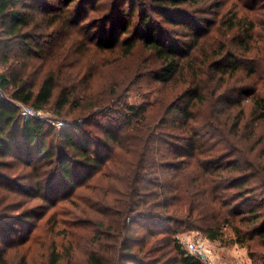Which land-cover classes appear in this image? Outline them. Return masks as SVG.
<instances>
[{"label":"trees","instance_id":"16d2710c","mask_svg":"<svg viewBox=\"0 0 264 264\" xmlns=\"http://www.w3.org/2000/svg\"><path fill=\"white\" fill-rule=\"evenodd\" d=\"M75 1L78 0H58L54 5L50 0H0V65L3 66L0 70V181L8 178L1 167L21 162L32 167L46 164L49 181L39 189L46 188L49 192L56 188V192H65L82 183L87 172L99 169L112 145L124 146L119 132L135 118L138 130L144 132L135 168V173L138 168V177L136 174L133 178L138 184L129 183L133 184L132 194H138V202L129 195L123 217L130 216L138 204V211H135L138 212V225L147 230L166 229L171 224H177V229H198L210 240L221 239L226 244L246 246L254 264H264V57H259L264 51L261 47L264 46V1L253 6L243 5L248 10L242 13L236 10L242 3L230 0L228 12L232 13L227 20L232 42L229 44L227 40L223 43L226 45L214 46L210 58H215L212 64L217 70L226 68L223 74L228 73V78L237 77L240 85L236 88L241 99L236 103L228 101L222 108L214 101L202 99L201 86L207 88V85L198 78L193 63L199 40L206 31L200 26L201 20L191 16L184 6L195 5L201 0H125L124 3L122 0H96L90 7V11L98 12L95 25H89V28H96L94 32L84 29L85 23H80L84 7L79 5L76 11L72 7ZM227 2L229 0H225ZM254 9L261 10L262 14L249 12ZM154 14H159L164 23H159ZM83 30L88 51L95 46L114 48L119 42L118 32L126 35L122 41L126 55L138 40L143 41L157 62L156 66L159 65L155 69L159 80L174 79L188 66L195 68L194 75L191 73L187 85L182 88V93L190 95V99L169 103L164 116L153 122L146 120V105L130 104L120 116L118 128L111 129L113 123L104 127L103 137L85 129L92 118L103 114L95 111L81 118L83 120H68L60 129L41 118L25 119L17 102L42 109L55 101L54 109L62 114L70 101H83L88 96L85 88L92 73L74 42ZM58 31L61 36L64 33V41L60 44L53 42ZM182 35L190 37V45L179 39ZM76 52L79 55L74 56ZM222 78H218L221 83ZM198 96L200 100L193 101ZM245 98L250 101L245 103ZM162 127L169 128L168 133H160ZM160 135L171 140L165 141L174 149L169 153L170 159L166 153L160 157L152 155L153 142L160 139ZM56 138L60 141L55 142ZM172 141L176 142L172 144ZM41 155L43 158H38ZM35 159L38 161L34 162ZM169 171L174 172L172 178ZM148 172L154 173V178L147 179ZM164 178L166 183H163ZM147 180L156 190L147 188L144 184ZM8 188L15 191L11 186ZM149 195L166 197L148 203ZM148 206L162 210L152 211ZM17 216L0 215L3 244L9 242L8 232L12 229L8 226L17 222L13 221ZM105 220L100 218L99 224L104 225ZM111 221L109 219L105 229L96 234L98 240L112 236L110 231L118 222ZM225 226L233 230L234 237L226 236ZM119 228L127 233V240L119 250L111 252L115 255L111 256L109 264L113 261L115 264L159 262V258L145 259L139 255L144 245L140 246L137 257L132 252V244H128L131 225L123 221ZM2 230H5L4 235ZM256 242L263 251H254ZM182 246L179 242L174 245L182 264H207ZM98 249L99 252L90 251L87 264H106L101 244ZM154 250L151 246L148 252ZM2 255L0 247V261L4 260ZM50 258V264H60L62 256L58 250H53Z\"/></svg>","mask_w":264,"mask_h":264},{"label":"rangeland","instance_id":"374dc122","mask_svg":"<svg viewBox=\"0 0 264 264\" xmlns=\"http://www.w3.org/2000/svg\"><path fill=\"white\" fill-rule=\"evenodd\" d=\"M234 1L236 0H231V3ZM239 1L242 3V7L238 5L236 10L239 9L240 12L244 13L248 9L243 5L262 4L264 0ZM50 2L56 5L58 0H50ZM95 2L96 0H78L72 4L74 8L79 5L80 8L84 7L85 10L81 11V17L83 18H80L83 20L80 23H85L84 29H92L93 32L96 28H89V25L92 24V27L95 25V17L98 12L90 11V7ZM124 2L125 0H122V3ZM231 3L230 0L229 3H225V0H201L195 5L188 3L184 6L186 10L190 11L191 16L201 20L200 26L206 31L205 35L199 40V48L197 46L198 50L195 53L197 56L194 57L195 59L193 58L198 78L207 85V88L201 86L204 91L202 99L214 101L220 108L224 107L228 101L236 103L238 99H241V95L236 88L237 85H240V81L236 80L237 77L228 78V73L223 74L226 68L217 70L216 66L212 64L215 58H210L214 46L226 45L223 43H226L227 40H229V44L232 42L230 36L232 30H230L227 20L232 13L228 12ZM75 10L78 11L77 8ZM224 12L227 13L220 21ZM249 12H260L262 14L259 9ZM134 16L137 18V13ZM154 18L159 23H164L159 14H154ZM109 28L108 26L107 31H109ZM176 29L178 31V28ZM179 29L182 31L181 28ZM262 29H264V24H262ZM59 31L53 37V42L56 44L64 41V33L61 36L62 33H59ZM132 31L133 28L130 31L131 34ZM85 32L83 30L74 42L79 48L78 52L81 51L84 54L83 60L92 73V76L88 79V87L85 88V94L88 96L83 101H70L62 114L54 109L55 101H51L48 106L42 108L43 120L50 125L60 129L63 126L56 124L57 120H61L65 124L72 119L83 120L81 118H85V116H89L95 111L103 114L92 118L91 123L86 125L85 129H89L93 134L103 137L104 127L113 123L110 128L113 130L118 128L117 126H119L122 118L120 116L122 113H126L130 104L146 105L148 109L145 113V115L147 114L146 120L153 122L155 120L159 121L164 116L165 106H168L169 103L190 99V95L182 93V88L187 85L191 73L194 75L195 68L188 66L189 68L186 67L174 79L162 81L156 77L157 72L155 69L159 65L156 66L157 62L143 41L138 40L131 53L126 55L122 47V41L126 35L118 32L119 40L117 41L119 42L114 48H98L95 46L88 51L84 45ZM175 37H179V35H175ZM189 38V36L182 35L179 39L190 45ZM236 42L237 39L233 41V44L235 45ZM261 47L264 48L263 45ZM78 52L74 56L79 55ZM254 54L258 55V52ZM259 57H264V51L260 52ZM0 70H3L2 65H0ZM219 77H223L222 83L218 81ZM199 100L200 97L198 96V99L193 101ZM243 101L248 103L250 100L245 98ZM107 114L108 116H106ZM167 129L169 128L162 127L159 132L168 133ZM143 136L144 132L138 130V121L133 118L131 124L126 125L123 131L119 132V139L124 146L121 147L118 143L112 145L109 152H106L105 163L99 169L87 172L82 183L71 186L65 192L63 190L56 192V188L51 189L49 192L46 188L39 189L44 182L48 183L49 181H47L49 173L46 164H38L37 167H32L25 162L15 163L11 159L15 164L10 167H1V171L6 173L8 178L5 182L0 181V215L13 217L17 214L18 216L13 220L17 222H12L13 225L8 226L12 229L11 232H8L7 239L9 242L3 244L0 241L4 258L0 261V264H50V255L53 250H58L62 256L60 264H87L86 259L90 251L95 249L99 252L98 247L100 244L101 254L105 257L106 264H109L111 256L114 257L115 255V252L113 254L111 252L119 250L124 245V241L127 240V233L119 228L123 221L131 225L128 244H132V252L137 257L140 246L144 245L143 252L139 253L141 257H145V259L150 257L159 258V262L155 264H182L174 245L177 242L181 243L186 237L191 238L195 233L206 236L204 232L198 229H182L181 227L177 229V224H171L166 229L147 230L145 227L138 225V212L135 213V211H138V204L134 206L136 209L130 213V216L135 213L131 219L129 215L123 217L124 207L129 200V195L136 203L138 202V194L135 193L136 196L132 194L133 184L129 183H137L136 180L133 181V178L136 174L138 177V168L137 173H135V168L138 164L140 152L139 141ZM160 136H162L160 139L153 142L154 151L152 155L158 154L160 157V155L166 153L170 159V154L174 152V149L166 145L165 141L171 140L167 136ZM58 141L60 140L56 138L55 142ZM175 142L172 141V144ZM38 158H43V156L41 155ZM36 161L38 160L35 159L34 162ZM161 171L160 169L158 173L160 174ZM163 172L168 173L165 169H163ZM173 173V171H169L170 178H172ZM120 175L123 178H120ZM146 176L147 179L154 178L155 174L148 172ZM166 182L167 180L164 178L163 183ZM144 184L147 185V188L156 190V186L150 184L149 180ZM9 186L13 187L15 191L10 190ZM137 188L138 186L135 191ZM170 196L171 194H169ZM165 197V195L160 197L149 195L148 203L165 199ZM148 208L152 211L162 210L157 206H148ZM104 213L106 216H104ZM100 218L106 219L104 225L99 224ZM109 219L118 222L113 224L115 228L110 231L112 236L109 238H107L108 236L106 238L102 237L98 240L96 234L105 229ZM132 219H135V221ZM224 229L227 237H234L231 228L225 226ZM3 231L5 230L1 231L2 235L5 234ZM226 236H224L225 239ZM206 242L211 248L210 262L212 264H254V258L249 256L246 246L226 244L221 239H208ZM182 245L183 249L190 253L186 246ZM151 246H154L155 250L148 252ZM253 249L257 252L263 251V247L258 242L254 244ZM200 260L204 262L202 259ZM123 261L120 260L119 262ZM114 262L113 264H115ZM134 264H138V262L135 261Z\"/></svg>","mask_w":264,"mask_h":264},{"label":"built area","instance_id":"2783aa9c","mask_svg":"<svg viewBox=\"0 0 264 264\" xmlns=\"http://www.w3.org/2000/svg\"><path fill=\"white\" fill-rule=\"evenodd\" d=\"M21 115L25 119L41 118L43 117V111L41 108H36L33 105L26 104L23 102H17ZM56 124L63 126V121L57 120ZM207 237L201 233H195L191 238L186 237L181 241V244H184L187 250L196 255L199 259H202L205 263L212 264L210 262L211 248L207 244Z\"/></svg>","mask_w":264,"mask_h":264}]
</instances>
